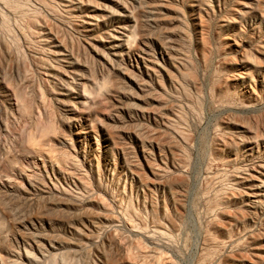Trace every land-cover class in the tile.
I'll return each instance as SVG.
<instances>
[{
    "label": "rangeland",
    "instance_id": "obj_1",
    "mask_svg": "<svg viewBox=\"0 0 264 264\" xmlns=\"http://www.w3.org/2000/svg\"><path fill=\"white\" fill-rule=\"evenodd\" d=\"M0 264H264V0H0Z\"/></svg>",
    "mask_w": 264,
    "mask_h": 264
},
{
    "label": "bare ground",
    "instance_id": "obj_2",
    "mask_svg": "<svg viewBox=\"0 0 264 264\" xmlns=\"http://www.w3.org/2000/svg\"><path fill=\"white\" fill-rule=\"evenodd\" d=\"M56 69V68H55ZM50 70V69H49ZM56 74V73H55ZM68 79V78H67ZM57 81V80H56ZM143 86V85H142ZM140 88H141V86H140ZM71 93V92H70ZM80 97H81V95H80ZM160 168V167H159ZM173 180V179H172ZM159 183V182H158ZM253 183V182H252ZM251 184V183H250ZM159 185V184H158ZM242 185V184H241ZM179 190V189H178ZM256 191V190H255ZM179 193V192H178ZM247 196V195H246ZM253 198V197H252ZM254 203V202H253ZM252 204V203H251ZM249 209V208H248ZM242 213V212H241ZM235 216H237V215H235ZM217 225V224H216ZM78 236V235H77ZM253 236V235H252ZM230 256V255H229ZM147 258V257H146ZM231 258V257H230ZM261 258V257H260ZM262 259V258H261ZM260 259V260H261ZM244 260V259H243ZM245 260H247V259H245ZM259 260V259H258ZM247 262V261H246Z\"/></svg>",
    "mask_w": 264,
    "mask_h": 264
}]
</instances>
